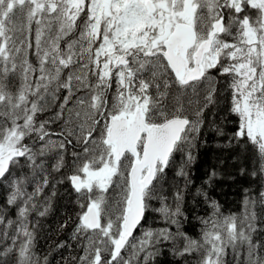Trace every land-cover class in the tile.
I'll return each mask as SVG.
<instances>
[{"label": "snow or ice", "instance_id": "snow-or-ice-1", "mask_svg": "<svg viewBox=\"0 0 264 264\" xmlns=\"http://www.w3.org/2000/svg\"><path fill=\"white\" fill-rule=\"evenodd\" d=\"M222 103L236 127L214 130L258 189L225 214L198 188L192 237L194 149ZM65 183L70 264H151L165 241L185 264H264V0H0V264H50L30 217ZM152 211L176 231L136 235Z\"/></svg>", "mask_w": 264, "mask_h": 264}, {"label": "trees", "instance_id": "trees-1", "mask_svg": "<svg viewBox=\"0 0 264 264\" xmlns=\"http://www.w3.org/2000/svg\"><path fill=\"white\" fill-rule=\"evenodd\" d=\"M215 125L223 127L226 136L230 135L236 127V118L227 113L223 103L219 108H211L205 112V125L201 129L197 147L194 149L195 160L190 169L192 183L189 185L183 205L187 219L183 221L181 230L197 238L201 231L199 217L204 216L208 211L203 197L196 194L198 188L202 187L212 199L218 201L225 214L240 212L245 189L252 192L258 189V184L254 182L253 177L240 174L241 166L249 171L252 169L255 158L250 156L248 160H244L241 156L237 159L233 150L226 146V136H219L215 132ZM213 170H216L218 174L209 186L205 181ZM56 191L57 195L52 200V209L49 214L45 217H30V219L39 220L36 240L38 252L48 254L50 264H70V257L77 254L76 250L73 247L57 248L56 245L61 242L68 245L74 243L70 238L71 221L68 228L60 229L59 226L69 217L75 218L79 207L75 193L67 183L57 184ZM3 198L4 193L0 191V200ZM171 202V196H169L168 203ZM153 206L159 207V202H154ZM10 215L12 219L16 218L14 211ZM142 223V229L159 231L162 228H170L173 233L176 231L175 225L167 224L163 216L155 211L150 212ZM157 247L160 250L159 254L155 256L151 264H185L184 258L173 255L171 241H165ZM187 261L188 264H195V260L191 257H188Z\"/></svg>", "mask_w": 264, "mask_h": 264}, {"label": "rangeland", "instance_id": "rangeland-1", "mask_svg": "<svg viewBox=\"0 0 264 264\" xmlns=\"http://www.w3.org/2000/svg\"><path fill=\"white\" fill-rule=\"evenodd\" d=\"M51 129L54 131V132H58L59 131V128H58V126L56 125V124H53V125H51ZM56 137L54 136L53 137V139H55ZM144 230H147V229H139L137 232L138 233H136V235H141L142 234V232L144 231ZM154 231H158V230H154Z\"/></svg>", "mask_w": 264, "mask_h": 264}]
</instances>
